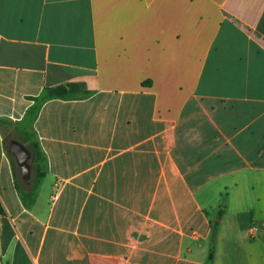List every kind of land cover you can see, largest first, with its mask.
Here are the masks:
<instances>
[{
  "label": "crops",
  "instance_id": "1",
  "mask_svg": "<svg viewBox=\"0 0 264 264\" xmlns=\"http://www.w3.org/2000/svg\"><path fill=\"white\" fill-rule=\"evenodd\" d=\"M0 206V264H264V0H0Z\"/></svg>",
  "mask_w": 264,
  "mask_h": 264
},
{
  "label": "trees",
  "instance_id": "2",
  "mask_svg": "<svg viewBox=\"0 0 264 264\" xmlns=\"http://www.w3.org/2000/svg\"><path fill=\"white\" fill-rule=\"evenodd\" d=\"M147 84L148 82H144V84ZM85 91V86L82 83H68L59 85L54 88H49L46 90V95L44 96V99H50V98H71L76 97L79 95H83ZM29 149L34 152L36 156V160H39V149L35 144H29ZM42 177V174L39 172V169L37 170V178ZM19 189V192L21 194V197L23 200L26 201H32V191H25L24 189L20 188L19 185L17 186ZM0 212H2V208L0 206ZM217 228L218 223L215 222L213 226V230L211 233V244L209 248L208 257L205 264H212L214 260V251H215V239L217 234Z\"/></svg>",
  "mask_w": 264,
  "mask_h": 264
},
{
  "label": "water",
  "instance_id": "3",
  "mask_svg": "<svg viewBox=\"0 0 264 264\" xmlns=\"http://www.w3.org/2000/svg\"><path fill=\"white\" fill-rule=\"evenodd\" d=\"M9 150L14 156L15 162L20 170L22 180L25 184L29 183L30 180V167L28 160L30 157L29 151L20 143L12 142L10 144Z\"/></svg>",
  "mask_w": 264,
  "mask_h": 264
},
{
  "label": "rangeland",
  "instance_id": "4",
  "mask_svg": "<svg viewBox=\"0 0 264 264\" xmlns=\"http://www.w3.org/2000/svg\"><path fill=\"white\" fill-rule=\"evenodd\" d=\"M12 136H10V138H11ZM20 180H21V177H20Z\"/></svg>",
  "mask_w": 264,
  "mask_h": 264
}]
</instances>
